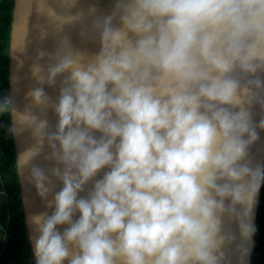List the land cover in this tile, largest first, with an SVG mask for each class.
Masks as SVG:
<instances>
[{
	"label": "clouds",
	"instance_id": "9594fccd",
	"mask_svg": "<svg viewBox=\"0 0 264 264\" xmlns=\"http://www.w3.org/2000/svg\"><path fill=\"white\" fill-rule=\"evenodd\" d=\"M78 2L46 9L60 38L36 51L28 103L0 100L5 139L27 134L5 178L45 206L27 218L26 264H232L233 245L244 264L264 187L252 151L264 0H113L70 14ZM65 25L98 51L73 47Z\"/></svg>",
	"mask_w": 264,
	"mask_h": 264
},
{
	"label": "water",
	"instance_id": "95a60500",
	"mask_svg": "<svg viewBox=\"0 0 264 264\" xmlns=\"http://www.w3.org/2000/svg\"><path fill=\"white\" fill-rule=\"evenodd\" d=\"M113 0H79L76 7L72 8L70 14L75 15L79 11L87 13L88 9L92 5H97L99 10L107 12L111 9ZM62 0H14V7L12 10V27L10 33V44H14L17 47L24 45L23 52H15L10 56L8 61V88L0 91V100H3L5 96L11 95L18 108L23 107L28 103L25 97V93L30 87L34 85V81L30 75V65L35 58L38 48L43 47L47 51H54L57 40L60 38L58 35L53 34V27L50 25V18L46 9H52L58 14H63L65 9L61 6ZM42 29H47L49 35L46 39H40V33ZM60 35H67L73 47L88 52L98 51V45L88 42L81 38L79 25H65L64 31ZM17 57L19 59H17ZM23 62V67H18L19 62ZM13 77H18L17 83L13 82ZM59 80L57 81V87L47 88L46 92L55 98L58 95ZM258 111V110H257ZM51 123L54 125L56 117L49 112L48 114ZM259 116H257V120ZM17 153L26 146L27 134L21 138H14ZM253 153L256 155L257 162L264 164V131L260 132V140L253 147ZM20 197L23 202V210L25 216V227L32 252V242L30 239L31 229L27 222V218L30 213H36L45 210L44 204L36 195L34 187L31 185H20ZM59 190V186L57 187ZM263 187L260 191L259 202L255 209V225L257 228V220L260 202L262 198ZM27 196L29 203L24 204L23 197ZM9 194L6 191V186L2 178L0 171V259L4 256L7 235L10 226V201ZM49 212L51 210H48ZM231 229L237 233L236 225L230 226ZM237 243H240L239 237ZM245 247H249V254L244 260V264H253V255L256 251V234L252 239L251 245L245 244ZM235 245L232 246V264H239L238 253L234 251Z\"/></svg>",
	"mask_w": 264,
	"mask_h": 264
},
{
	"label": "trees",
	"instance_id": "16d2710c",
	"mask_svg": "<svg viewBox=\"0 0 264 264\" xmlns=\"http://www.w3.org/2000/svg\"><path fill=\"white\" fill-rule=\"evenodd\" d=\"M13 7L14 0H0V91L8 88L9 44ZM0 153L6 156V164L0 166V171L6 190L10 195V226L5 253L0 264H26L31 259L32 252L26 233L20 184L19 182H10L5 178L8 174V165L12 163L17 154L16 145L14 138L5 139L2 129H0ZM253 264H264V187L258 213L256 251L253 255Z\"/></svg>",
	"mask_w": 264,
	"mask_h": 264
}]
</instances>
